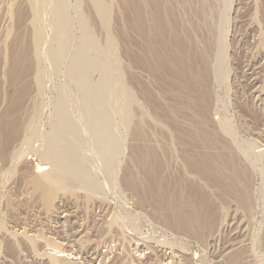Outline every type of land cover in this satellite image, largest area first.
<instances>
[{
    "label": "rangeland",
    "instance_id": "374dc122",
    "mask_svg": "<svg viewBox=\"0 0 264 264\" xmlns=\"http://www.w3.org/2000/svg\"><path fill=\"white\" fill-rule=\"evenodd\" d=\"M178 41L192 67L207 72L199 92L209 97L206 119L193 97L169 88L180 79L158 66L177 54ZM5 125L10 138L13 129L19 135L4 157L0 136V264H264V0H0V130ZM135 150L149 167L161 166L152 172L153 195ZM56 151L66 158L51 157ZM202 158L210 175L231 177L234 193L189 168ZM189 190L203 202H192ZM162 192L172 221L186 217L180 225L164 221L155 204Z\"/></svg>",
    "mask_w": 264,
    "mask_h": 264
},
{
    "label": "bare ground",
    "instance_id": "6f19581e",
    "mask_svg": "<svg viewBox=\"0 0 264 264\" xmlns=\"http://www.w3.org/2000/svg\"><path fill=\"white\" fill-rule=\"evenodd\" d=\"M64 6V5H63ZM59 7H61V6H59ZM59 10H60V8H58ZM62 9H63V7H62ZM58 10V11H59ZM62 11V10H61ZM139 11V10H138ZM151 11V10H150ZM155 12V11H154ZM59 13V12H58ZM59 16H60V14H58ZM153 15V14H152ZM155 15H156V12H155ZM136 16H138V15H136ZM136 16H134L135 18H136ZM62 18H64V15L62 16ZM135 18H134V20H135ZM59 19H60V17H59ZM65 19V18H64ZM63 19V21L62 22H64L65 20ZM153 19V18H152ZM136 20H137V23L135 22V24H139V23H141V22H138L139 21V19H137L136 18ZM135 20V21H136ZM154 23H155V21H153ZM164 22V21H163ZM174 23V22H173ZM157 24V23H156ZM65 25H66V23H65ZM158 25V24H157ZM163 25V24H162ZM161 25V26H162ZM62 26H64V25H62ZM140 26V25H139ZM160 25H159V27L160 28H162ZM136 27H138V26H136ZM167 27V26H166ZM174 27V26H173ZM172 27V28H173ZM172 28H171V30H172ZM159 30V29H158ZM168 30V29H167ZM170 30V29H169ZM161 31V30H160ZM140 32H142V31H140ZM165 32V31H164ZM169 32V31H168ZM67 33V32H66ZM153 33V32H152ZM59 34V33H58ZM144 34V33H143ZM165 34V33H164ZM168 34V33H167ZM169 34H170V32H169ZM141 35H142V33H141ZM154 35V34H153ZM156 35V34H155ZM160 35V34H159ZM146 37V36H145ZM154 38V37H153ZM157 38V37H156ZM162 39V38H161ZM165 41V40H164ZM160 43V42H159ZM152 44V43H151ZM150 44V45H151ZM162 44H164V43H162ZM66 46V45H65ZM157 46V45H156ZM167 46V45H166ZM165 46V47H166ZM176 46H178L177 48H178V51H177V54L175 55V54H173V55H170V52H169V54L168 55H170V57H169V59H167V57H165V58H163V56H162V58L164 59V60H162L161 62H160V64L158 65L159 66V68L163 71V73L165 74V76H167V77H170V78H177V79H180V81L182 82V86L180 87V88H171L172 86H170V85H174V84H169V88L170 89H172L173 91V93L175 94V95H177V96H179V95H181V96H189V97H193V98H190V99H193V103H192V107H195L198 111V113L201 115V116H204L205 117V119H206V113L208 112V109H209V107H210V105H209V97H208V95L207 94H204L203 93V91H202V94H200L199 95V92H200V90L201 89H203V90H206V85H207V83H208V75H207V72L205 71V70H203L202 72H199V71H197L196 69H194L193 67H192V65H191V63H190V61L188 60V59H186L185 57H187L185 54H186V51H185V49L182 47V44H180V42L178 41V44L176 45ZM167 47H169V46H167ZM112 48V47H111ZM110 48V49H111ZM157 49V48H156ZM161 49V48H160ZM114 50V49H113ZM167 50H170V49H167ZM67 51V50H66ZM102 51H104V50H102ZM105 51H106V49H105ZM154 51V50H153ZM64 52V51H63ZM99 52H101L100 50H99ZM62 53V52H61ZM67 53V52H66ZM102 53V52H101ZM103 53H105V52H103ZM109 53V52H108ZM152 53H154V52H152ZM157 53V52H156ZM155 53V54H156ZM165 54V53H164ZM167 54V53H166ZM166 54H165V56H166ZM79 55H81V52L79 53ZM78 55V56H79ZM65 56V55H64ZM157 56V55H156ZM155 56V57H156ZM81 57V56H80ZM80 57H78V58H80ZM86 58V57H85ZM157 58V57H156ZM87 59H88V57H87ZM135 59V58H134ZM159 59H161V57L159 58ZM196 59H198V57L196 58ZM78 60V59H77ZM80 60V59H79ZM78 60V61H79ZM84 59H82V61H83ZM135 61L138 63V64H140V65H143V62L140 60V59H135ZM77 62V61H76ZM93 62H95V61H93ZM92 62V63H93ZM191 62H193L192 60H191ZM79 63V62H78ZM90 63V62H89ZM201 63V62H200ZM84 64V63H83ZM95 64H100V62L99 63H97V61H96V63ZM87 65V64H86ZM89 65V64H88ZM104 65V64H103ZM90 66V65H89ZM95 66V65H94ZM94 66H92V67H94ZM97 66H99V65H97ZM92 67L90 66V69H92ZM157 67V66H156ZM27 68V67H26ZM97 68H99V67H97ZM25 69V68H24ZM94 69V68H93ZM160 69H158V70H160ZM203 69V68H202ZM26 70V73L28 72V69H25ZM79 70H81V69H79ZM78 70V71H79ZM86 70H88V68L86 69ZM101 70H104V69H101ZM160 70V71H161ZM18 72V71H17ZM81 73H83L84 74V71L83 72H81ZM85 73H87L86 71H85ZM86 75V74H85ZM89 75V74H88ZM81 76V75H80ZM84 76V75H83ZM82 76V77H83ZM197 77V78H196ZM14 78V77H13ZM197 80H196V79ZM81 79V78H80ZM80 79H79V81H80ZM89 79V78H88ZM78 81V82H79ZM84 81H85V78H84ZM87 81V80H86ZM89 82V81H88ZM175 82H177V81H175ZM80 83V82H79ZM85 83V82H84ZM87 83V82H86ZM173 83V82H172ZM88 84H90V83H88ZM88 84H85V85H88ZM177 84V83H176ZM81 84H79V86H80ZM85 85H83V86H85ZM77 86H78V84H77ZM83 86H80L79 88H81V87H83ZM106 87H107V85H105ZM175 86V85H174ZM101 87H103V86H101ZM100 87V88H101ZM83 88H85V87H83ZM90 88H94V87H90ZM108 88V87H107ZM88 89V88H87ZM87 89H82V90H87ZM103 90H106V89H104L103 88ZM90 91V90H89ZM94 91V93H96V91L95 90H92V92ZM99 91H100V89H99ZM87 92V91H86ZM86 92H84V93H86ZM104 92V91H103ZM89 95H91L90 93H88ZM97 94V93H96ZM99 95H102V92H99L98 93ZM86 95V94H85ZM84 95V96H85ZM89 95L87 96V97H89ZM61 97H63V94H62V96ZM93 96L91 95V97L90 98H92ZM64 98V97H63ZM93 98H95V97H93ZM97 99V98H96ZM64 100H67V99H63V102H64ZM98 100H100V97L98 96ZM98 100H96V101H94V103H99V102H97ZM103 100V97H102V99L100 100V101H102ZM174 100V99H173ZM175 100H177V99H175ZM87 101V100H86ZM91 101V100H90ZM67 102H68V100H67ZM66 102V103H67ZM103 102V101H102ZM69 104H70V102H68ZM67 103V104H68ZM85 102H82V105L84 104ZM73 104H75V102H73L72 103V105ZM78 104H80L79 102H77V105ZM88 104H90V103H88ZM91 104H93V103H91ZM100 104L101 103H99V104H97L98 106H100ZM59 105H62V103L61 104H59ZM63 105H65V103H63ZM77 105H75V106H77ZM105 105V104H104ZM128 105V104H127ZM74 106V108H76ZM93 106V105H92ZM103 106V105H102ZM62 107V106H61ZM87 107H90V106H87ZM86 107V108H87ZM94 107V106H93ZM96 107V106H95ZM110 107V106H109ZM109 107H107V108H109ZM155 107H157L156 105H155ZM63 108V107H62ZM65 108H69V107H65ZM71 108V107H70ZM98 108V107H97ZM59 109V108H58ZM64 109V108H63ZM62 109V110H63ZM83 109V108H82ZM102 109H103V107H102ZM60 110V109H59ZM70 110V109H69ZM69 110H68V112H69ZM71 110H73V109H71ZM75 110V109H74ZM101 110V109H100ZM108 110V109H107ZM110 110V109H109ZM112 110H114V108L112 109ZM61 111V110H60ZM66 111V110H65ZM83 111V110H82ZM91 111V110H90ZM94 111H96V110H94ZM102 111V110H101ZM100 111V112H101ZM111 111V110H110ZM80 112V111H79ZM88 112L89 111H86V113L88 114ZM93 112V111H92ZM100 112H98V113H100ZM59 113V112H58ZM61 113H63V112H61ZM95 113V112H94ZM104 113V112H103ZM102 113V114H103ZM66 114V113H65ZM75 114V113H74ZM91 114V113H90ZM113 113H111L109 116H111ZM57 115H61V114H57ZM68 115V114H67ZM83 115V117H84V114H82ZM89 115V114H88ZM87 115V116H88ZM97 116L99 115V117L101 116V114H96ZM96 115H94V116H96ZM63 116V115H62ZM86 116V115H85ZM90 116V115H89ZM113 116V115H112ZM111 116V117H112ZM67 117V116H66ZM107 117V116H106ZM105 116L104 117H101V119H99V120H102V118H106ZM57 118V117H56ZM64 118V117H63ZM92 118V116L90 117V118H88V119H91ZM96 118V117H95ZM110 118V117H109ZM109 118H106V119H109ZM170 117H168L167 115H166V118L165 119H167L166 121H169V123H170V125L171 126H174V124L172 123V120H170L169 119ZM68 119H70L69 117H68ZM67 119V122H69L68 124H70L71 123V121H72V119L71 120H68ZM83 119H86V118H83ZM88 119H86V122H87V120ZM98 119V118H97ZM106 119L104 120V121H106ZM112 119H113V117H112ZM57 121H58V119H56ZM62 120H64V124H65V119H62ZM61 120V121H62ZM74 120V119H73ZM76 120V119H75ZM204 120V119H203ZM61 121H58V122H61ZM104 121H103V123H104ZM110 121V120H109ZM66 122V123H67ZM75 123H76V121H74ZM86 122L84 121V124H86ZM113 122V121H112ZM81 123V122H80ZM94 122H92V124H93ZM100 123V122H99ZM111 123V122H110ZM168 123V122H167ZM168 123V124H169ZM57 125L58 124H60V123H56ZM79 124V123H78ZM88 124V123H87ZM109 124V123H108ZM83 124H81L80 126H82ZM95 125V124H94ZM105 125V124H104ZM69 127H70V125H68ZM78 126V125H77ZM102 126V129H104L105 127H103V125H101ZM107 126H109V125H106V128L107 129H109L110 131H112L110 128H108ZM64 127V126H63ZM63 127H60V129H62ZM76 127V126H75ZM86 127V126H85ZM111 127V126H110ZM115 127V126H114ZM68 128V127H67ZM71 128V127H70ZM80 128V127H79ZM87 128V127H86ZM99 128V127H98ZM97 128V129H98ZM172 128V127H171ZM55 129H56V127H55ZM73 129V128H72ZM81 129V128H80ZM79 129V130H80ZM87 129H89V127L87 128ZM86 129V130H87ZM52 130H54V128L52 129ZM74 130H76L75 128L73 129V131ZM90 130V129H89ZM88 130V131H89ZM116 130V129H115ZM59 131V130H58ZM68 131H70L69 129H68ZM84 131V130H83ZM98 131V130H97ZM102 131V130H101ZM104 132H105V130H103ZM110 131H108V133H110ZM180 131V133L182 134V136H183V138H184V130H179ZM55 133H58L57 132V129L54 131ZM90 132V131H89ZM95 132V130H93V133ZM8 133H9V129L7 128V126L5 125V126H2L1 127V130H0V136L2 137H4L5 136V138L2 140V142H1V150H2V152H3V157L6 155V153L9 151V149H10V145H11V143H12V140L13 139H15L16 137H18V135H19V129H13L11 132H10V136L12 137V138H10L9 136H8ZM53 133V132H52ZM61 133H66L65 132V130L63 131L62 130V132ZM83 132H81V134H82ZM88 132H86L85 131V133L84 134H87ZM99 133L101 134V133H103V132H100L99 131ZM107 133V134H108ZM2 134V135H1ZM58 134H60V133H58ZM72 134V131L70 132V135ZM74 134V133H73ZM72 134V135H73ZM78 134V133H77ZM80 134V135H81ZM112 138H113V136H114V138H115V135L114 134H117V133H114V132H112ZM55 135V134H54ZM67 134H64L63 136L65 137ZM69 135V136H70ZM75 135H76V132H75ZM75 135H73V137H71L70 136V139L72 140V138H75ZM79 135V134H78ZM78 135H76V136H78ZM88 135V134H87ZM94 135H95V133H94ZM97 135V134H96ZM110 135V134H109ZM52 136V137H51ZM59 136H62V135H57V136H54V137H59ZM84 136V135H83ZM93 136V135H92ZM100 136V135H99ZM98 136V137H99ZM50 139H52L53 138V135H50ZM105 138L107 137V136H104ZM103 137V138H104ZM120 137V136H119ZM84 138V137H83ZM83 138H80V141L83 139ZM91 138H93V137H91ZM101 138V137H100ZM63 139V138H62ZM76 139V141H77V138H75ZM94 139H95V137H94ZM119 139V138H118ZM213 139H215V138H213ZM49 140V139H48ZM58 140H60V139H58ZM58 140L56 141V139H55V143L56 142H58ZM67 140H68V138H67ZM71 140H68V141H71ZM96 140V139H95ZM108 140H110V142L111 141H114V139L113 140H111V137H110V139H108ZM108 140H106L107 142H108ZM184 140V139H183ZM47 141V140H46ZM89 141H91V140H89ZM97 141V140H96ZM96 141H95V143H96ZM98 141H100V140H98ZM101 141L103 142L104 141V139L102 140L101 139ZM105 141V142H106ZM205 141V143L206 144H208L209 142H211L210 141V139H206V140H204ZM92 142V141H91ZM108 143V144H104V145H106V147H108L109 145H115L116 146V144H111V143ZM192 142H194V144H197V142H196V140H194V139H192L191 140V143ZM61 143H63L62 141H61ZM69 143H73V140H72V142H69ZM76 142H75V140H74V143L73 144H75ZM82 143H88V142H82ZM101 143V142H100ZM104 143V142H103ZM102 143V144H103ZM113 143V142H112ZM190 143V142H189ZM50 144V143H49ZM51 144H54V142L52 141V143ZM65 145H67V143H64ZM63 145V144H62ZM70 145V144H69ZM68 145V147L70 148L71 146L73 147V145H70L69 146ZM79 145V144H78ZM88 145H90L89 143H88ZM100 145V144H99ZM108 145V146H107ZM48 146V145H47ZM58 146V145H57ZM56 146V147H57ZM64 146V145H63ZM76 146H77V143H76ZM81 146V145H80ZM85 146H86V144H85ZM95 146V145H94ZM98 145H96V147H97ZM114 146V147H115ZM119 147H120V145H118ZM197 146V145H196ZM59 147V146H58ZM57 147V148H58ZM61 147V146H60ZM65 147V146H64ZM79 147V146H78ZM78 147H76V148H78ZM83 147V146H82ZM105 147V146H104ZM57 148H55V149H57ZM76 148H74L75 149V151H74V153L76 154L77 152H76ZM85 148V147H84ZM99 148V147H98ZM98 148L96 149V150H98ZM109 148V147H108ZM107 148V149H108ZM110 148H112V149H115V148H113V147H110ZM46 150H48L49 148H45ZM61 149V148H60ZM65 149V148H64ZM63 149V150H64ZM74 149H72V150H74ZM105 149V148H104ZM103 149V150H104ZM51 150V149H50ZM71 149H70V151L71 152H73ZM78 150V149H77ZM81 150V149H80ZM79 150V151H80ZM90 150V149H89ZM94 150V149H93ZM95 150V151H96ZM106 150V149H105ZM119 150V149H118ZM57 151H60L59 149L57 150ZM56 151V153H53V152H51L52 154H50V156L51 157H56V156H53L54 154H57L58 153V156H59V154L61 155V153H59V152H57ZM66 151V150H65ZM70 151H67L68 152V156H71L72 157V155H70L69 154V152ZM82 151V150H81ZM107 152H108V150H106ZM106 151L105 152H103L102 151V153H106ZM113 151V150H112ZM112 151H111V153H112ZM46 151H44V153H45ZM50 152V151H49ZM61 152V151H60ZM82 152H84L85 153V151H82ZM87 152H89V151H87ZM93 152V151H92ZM99 152H101V151H99ZM78 153H80V152H78ZM90 154H91V156L93 155L92 153H91V150H90V152H89ZM72 154V153H71ZM88 154V153H87ZM113 154V153H112ZM112 154H110V155H112ZM46 155V154H45ZM44 155V156H45ZM67 155V154H66ZM82 155V154H81ZM85 155V154H84ZM94 155H96L95 153H94ZM106 155V154H105ZM116 155V154H115ZM62 156V158H63V156H64V158H66L65 157V155H61ZM60 156V157H61ZM86 156V155H85ZM98 156H100V157H103V156H101V154H98ZM98 156H93V157H96V158H100V157H98ZM113 156V155H112ZM117 156H118V154H117ZM141 156V153L139 152V151H137V150H135V152H133L132 151V159L135 161V163L140 167V169H142V173L141 174H143V178L146 180V184L147 185H149L148 187H149V193L150 194H152V193H154L152 190L154 189V188H156L157 186H156V181L152 178V172H154L155 171V169H160V164L159 163H157V162H154V164H153V166L152 167H149L148 166V162L146 161V163L144 162V161H140V159L139 158H141L140 157ZM50 157V158H51ZM76 157H77V155H76ZM82 157H84V156H82ZM48 158H49V156H48ZM70 158V157H69ZM73 158H74V156H73ZM113 158V157H112ZM117 158V157H116ZM44 159V158H43ZM61 159V158H60ZM85 159V158H84ZM86 159H89V158H86ZM92 158H90V160H91ZM107 159H110V157H107ZM144 159V158H143ZM54 161L56 160V158L55 159H53ZM59 160V159H58ZM63 160V159H62ZM62 160H59V162H64L65 161V159H64V161H62ZM70 160H71V158H70ZM74 160V159H73ZM80 160H82V159H80ZM93 160H95V159H92V161ZM97 160V159H96ZM95 160V161H96ZM155 160V159H154ZM46 161H48V160H46ZM52 161V160H51ZM66 161H68L69 162V160H66ZM72 161V160H71ZM101 161V160H100ZM105 161V160H104ZM132 161V160H131ZM44 162H45V160H44ZM49 162V161H48ZM56 162V161H55ZM58 162V161H57ZM68 162H66L67 163V166L64 164V165H62L63 167L64 166H66L68 169L69 168H72V167H70V165H68L69 163ZM86 162H88V161H85V164H86ZM97 162V161H96ZM96 162H94L93 163V165L96 163ZM103 162V161H102ZM114 162V161H113ZM112 162V163H113ZM221 162L225 165V166H227V168H230V169H233V170H235V166L233 165V163L231 162V161H229L227 158H221ZM65 163V162H64ZM76 164L78 163V162H75ZM81 163H82V161H81ZM101 163V162H100ZM111 163V162H110ZM110 163H109V165H110ZM133 163V162H132ZM48 164V163H47ZM97 164H99V163H97ZM104 164H106V163H104ZM103 164V165H104ZM54 165V164H53ZM58 165H60V164H58ZM57 165V166H58ZM72 165H74V162L72 163ZM81 165V164H80ZM83 165V164H82ZM108 165V166H109ZM61 166V167H62ZM83 166H85V165H83ZM89 166H91V164L89 165L88 164V167ZM94 166H96V165H94ZM100 166H102V165H100ZM108 166H106L107 168H108V170H109V167ZM111 166H112V164H111ZM66 167H64V169H66ZM82 167V166H81ZM97 167H99V166H97ZM214 167L217 169L218 168V166L217 165H215L214 164ZM75 168H77V167H75ZM82 168H84V167H82ZM153 168V169H152ZM189 168L190 169H192V170H194L195 172H197L200 176H202L203 178H205L206 180H207V182H209V183H212V184H215V186H218V187H223V189H225V190H230V193H234L235 192V189H234V187H233V181H232V179H231V177L229 176V175H225V176H223L222 174H220L219 172H218V170L216 171V173L213 175H210L209 173L211 172V171H213V166H212V163H211V161H207V159L206 158H202L201 160H197V162H190L189 163ZM63 169V170H64ZM73 169V168H72ZM88 169H90V168H88ZM87 169V170H88ZM93 169V171H95V169H98V168H92ZM111 169V168H110ZM150 169V170H149ZM76 170V169H75ZM74 170V171H75ZM99 170V169H98ZM108 170H106V171H108ZM154 170V171H153ZM67 171H70V170H67ZM73 171V172H74ZM78 171H80L81 173H82V171L81 170H78ZM78 171H75V172H78ZM84 171V170H83ZM215 171V170H214ZM66 172V171H65ZM80 172H78V173H80ZM100 171H97V173H99ZM69 174H70V172H68ZM77 173V174H78ZM85 173H87V172H85ZM84 173V174H85ZM101 173V172H100ZM102 173H103V171H102ZM107 173H109V172H107ZM74 174L75 173H73L72 174V176L74 177ZM83 174V176H85ZM91 174V173H90ZM99 175V174H98ZM156 175V174H155ZM237 175H239V174H237ZM77 176H79V175H77ZM90 176H92V175H90ZM97 177V176H96ZM79 178H81V177H79ZM81 179H83V178H81ZM85 179V178H84ZM87 179V178H86ZM90 179H94V178H90ZM96 179V178H95ZM127 179H132V185H133V188H134V190L135 191H137L138 193H140V194H142L141 193V191H138L136 188H135V183H134V178H133V175L132 174H130V173H128L127 174ZM81 181H83V180H81ZM93 181V180H92ZM229 181H231L230 183H229ZM93 183H95V182H93ZM86 184H88V183H86ZM85 184V185H86ZM91 184H92V182H91ZM127 184L131 187L132 185L130 184V183H128L127 182ZM82 185L84 186V184L82 183ZM227 185V186H226ZM93 186V185H92ZM94 187V186H93ZM43 188H45V187H43ZM86 188V187H85ZM87 188H90L89 186L87 187ZM152 189V190H151ZM91 190V189H90ZM44 192V195H47V197L48 196H51L52 195V192L48 189H46V190H43ZM158 192V191H157ZM198 193L197 192H195V191H193V190H189V193H188V198L192 201V202H194L195 204H201V201H202V199H203V196L202 195H197ZM153 195V194H152ZM158 196H157V198H156V202H155V204H157L159 207H162L164 210H162L163 211V217H164V221L166 222V223H168V224H171V225H173V223L174 224H177V225H180L181 224V222H180V220L181 219H184V220H186V217L185 218H183V217H181L180 218V220H179V222L178 221H176L175 220V222H173L172 221V219H173V215H172V213L170 214L169 213V205L165 202V200H167L166 198V196H167V194H165L164 192H162V193H158L157 194ZM142 196H146V195H142ZM46 197V196H45ZM168 197H169V199H170V196L168 195ZM50 198V197H49ZM203 202V201H202ZM176 205H173L174 207H179V205H180V203L178 204V203H175ZM171 211V210H170ZM176 213H178V211L176 212ZM172 215V216H171ZM178 217H179V215L181 216V214H176ZM183 216V215H182ZM190 220H191V218H190ZM178 222V223H177ZM183 222H185V221H183Z\"/></svg>",
    "mask_w": 264,
    "mask_h": 264
}]
</instances>
